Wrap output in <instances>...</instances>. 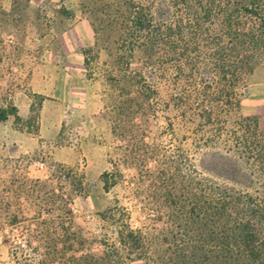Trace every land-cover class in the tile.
Returning <instances> with one entry per match:
<instances>
[{"label": "rangeland", "instance_id": "obj_1", "mask_svg": "<svg viewBox=\"0 0 264 264\" xmlns=\"http://www.w3.org/2000/svg\"><path fill=\"white\" fill-rule=\"evenodd\" d=\"M130 1L133 9L152 0H1L9 16H0V108L17 111L0 120V264H74L75 250L101 246L100 212L130 213L139 226L154 214L151 190L181 193L207 152L227 154L236 124L217 147L201 143L200 74L185 61L135 78L161 56L150 61L138 48L145 34L130 52ZM171 16L187 20L184 7ZM189 61L200 68L196 55ZM239 114L264 131V62L246 77Z\"/></svg>", "mask_w": 264, "mask_h": 264}, {"label": "trees", "instance_id": "obj_2", "mask_svg": "<svg viewBox=\"0 0 264 264\" xmlns=\"http://www.w3.org/2000/svg\"><path fill=\"white\" fill-rule=\"evenodd\" d=\"M130 3L124 28L130 52L145 34L138 48L150 61L161 56L160 65L146 63L135 78H144L148 70L154 75V69L174 58L185 61L190 76L200 74L201 143L215 148L227 124L236 128L230 131L227 154L207 152L203 170L187 176L181 193L158 187L147 194L154 214L144 216L139 226H132L130 213L100 212L107 224L101 246L78 248L74 264L132 259L144 264H264V131L257 118L239 114L246 77L256 62H264V0H152L133 9ZM179 7L186 10V22L183 16H171ZM0 16H9L1 0ZM191 54L200 59V68L189 61ZM185 70L178 68L177 79ZM16 111L13 104L0 108V120ZM102 179L109 191L108 174ZM79 239L76 233L72 245Z\"/></svg>", "mask_w": 264, "mask_h": 264}, {"label": "crops", "instance_id": "obj_3", "mask_svg": "<svg viewBox=\"0 0 264 264\" xmlns=\"http://www.w3.org/2000/svg\"><path fill=\"white\" fill-rule=\"evenodd\" d=\"M79 25H80V26H81V25L86 26L85 21H83V20L80 21ZM82 62H83V60H82Z\"/></svg>", "mask_w": 264, "mask_h": 264}]
</instances>
